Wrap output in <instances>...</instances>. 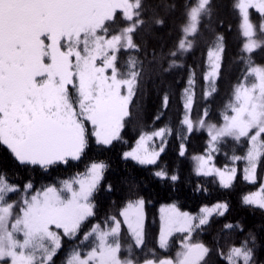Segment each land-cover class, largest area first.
<instances>
[{
  "label": "snow or ice",
  "instance_id": "1",
  "mask_svg": "<svg viewBox=\"0 0 264 264\" xmlns=\"http://www.w3.org/2000/svg\"><path fill=\"white\" fill-rule=\"evenodd\" d=\"M234 7L242 17L239 55L246 69L232 85L220 120L210 121L207 107L198 119L192 118L196 73L189 68L176 128L165 124L142 131L136 147L121 154L123 160L156 167L173 135L177 155L184 157L190 134L206 130L203 151L193 157L195 175L216 177L222 188L231 187L238 170L216 167L213 154L229 140H245L246 152L232 160L246 161L243 179L256 180L257 166L264 160V64H255L250 54L264 48V0H237ZM250 7L261 13L258 28L249 18ZM117 10L122 13L121 24L113 30ZM146 11L144 0H0V152L17 167L43 172L71 161L85 162L74 176L40 188L31 179L11 181L6 169L0 168V264H54L65 241L72 245L65 264H210L214 248L196 237L214 215L226 216L227 201L202 205L198 213L182 211L175 203L161 207L155 243L167 249L174 234H182L174 258H158L154 249L151 259L136 255L148 242L149 201L131 186L118 212L98 215L96 195L102 190L110 193L114 186L105 184L110 165L88 153L93 144L108 150L121 140L136 97L144 90V60L129 57L121 65L119 53L139 52L135 33L163 24L159 17L145 16ZM212 12V0H186L175 44L158 57L155 49L146 53L152 57L149 64L158 66V77L185 67L182 59L195 47L201 28L208 27ZM224 51L223 35L212 33L211 64L203 74L205 102L217 91ZM170 102L165 90L157 121ZM157 139L158 144L149 146ZM153 175L173 183L179 179L166 166L156 167ZM11 195L17 198L10 199ZM241 201L264 211V195L247 194ZM232 229L244 232L242 224L232 221L225 222L221 231ZM216 255L225 264H264L252 231L226 247L217 242Z\"/></svg>",
  "mask_w": 264,
  "mask_h": 264
},
{
  "label": "trees",
  "instance_id": "2",
  "mask_svg": "<svg viewBox=\"0 0 264 264\" xmlns=\"http://www.w3.org/2000/svg\"><path fill=\"white\" fill-rule=\"evenodd\" d=\"M235 2L237 0H212V16L210 20L206 21L208 27L201 28L200 35L196 38L195 47L182 59L185 67L174 68L162 78L157 75L158 66L149 64L152 57L151 55L146 56V53L155 49L158 57L161 51L166 53L175 44L179 36V25L183 19L182 10L186 0H144L145 7L148 9L145 16L159 17L163 19V24L153 26L150 32L145 27L135 33V42L140 46L139 52L121 50L119 53L121 65L129 57L138 56L144 60L146 85H142L144 90L136 97L132 108V118L127 121L122 130L121 140L115 142L108 150H103L93 144L88 157L105 160L110 165L105 184L111 183L114 189L110 193L102 190L96 195L98 215L101 218L106 213L111 214L119 211L128 198L130 186L135 191L142 193L149 201L145 209L148 242L142 252L147 255L150 252L151 258H153V254L150 250L153 249L158 258L173 256L182 236L179 233L174 234L167 249L157 247L155 238L158 231V207L160 205L175 203L181 210L198 213L202 205L227 201L230 207L226 216L221 219L214 215L211 218V223L196 237L214 248L213 254L209 258L210 264H225V261L216 255L217 242L226 247L229 242L243 240L249 231L255 233L258 255L264 259V211L255 206L245 205L241 201L243 194L255 190L260 181H245L241 175L243 160H231L234 155L242 156L245 153L247 149L245 140L240 142L229 140L221 146L219 152L214 153V161L217 165L223 167L231 162L236 164L237 177L231 187L227 189L222 188L215 177L195 175L192 157L203 151L208 140V136L203 130L190 134V139L187 142V155L184 157L177 155L178 141L176 137L174 135L169 137L166 151L162 154L156 167L166 166L170 173L173 171L178 173L179 179L175 183L155 177L153 172L156 167L154 166H142L132 160L121 158V154L132 147L142 131H153L165 124L171 125L173 129L176 128L181 110L180 94L185 87L189 68H194L196 73L194 89L196 102L192 118L198 119L204 107H207L209 120H220V112L229 100L232 85L243 77L246 69V64L242 62L239 55L243 37L240 27L241 17L238 9L234 7ZM249 13L250 20L258 28L261 23V13L254 9H250ZM121 16L122 13L117 10L116 21L111 25L113 30L120 26ZM214 32L220 33L224 37L223 71L218 81L217 91L205 102L203 100V74L209 67L208 45L210 36ZM250 56L255 64H264V48L254 50ZM165 90L171 95V102L163 118L157 121L155 116L158 115L157 109L160 107L161 95ZM88 157H85V160ZM84 166V161H71L68 165H60L51 171L43 172L40 169L17 167L14 162L7 159L3 152H0V168L6 169L9 180L22 183L31 179L36 188L74 176L78 171H82ZM263 172L264 160L259 163L257 180L261 178ZM198 186H202L206 190L196 191ZM16 198V195L10 196V199ZM227 221L239 222L244 226V232L239 233L236 229L222 232V226ZM71 247L72 245L65 241L62 249L54 257V264H65Z\"/></svg>",
  "mask_w": 264,
  "mask_h": 264
},
{
  "label": "rangeland",
  "instance_id": "3",
  "mask_svg": "<svg viewBox=\"0 0 264 264\" xmlns=\"http://www.w3.org/2000/svg\"><path fill=\"white\" fill-rule=\"evenodd\" d=\"M130 2H134V0H130ZM250 9H254L255 11H258V9L257 8H255V7H250L249 8V11H250ZM120 11V10H119ZM259 12V11H258ZM249 15H250V13H249ZM240 17H241V14H240ZM241 23H242V17H241V21H240V26H241ZM211 64V58L208 56V65H210ZM208 70V69H207ZM204 132H206V130H203ZM206 134H207V132H206ZM138 139V138H137ZM137 141V140H136ZM153 143H156V144H158L159 143V140L157 139V140H155V141H149V146H151ZM133 147H136V142L132 145V147L130 148V149H128V150H126V151H129V150H131ZM247 150V149H246ZM246 152V151H245ZM200 154V153H199ZM196 155H198V154H196ZM195 156V155H194ZM193 156V157H194ZM213 156H214V154H213ZM193 157H192V166H193V170H194V172H195V169H196V167H197V162L193 159ZM215 158V157H214ZM232 160V159H231ZM232 161H234V160H232ZM235 161H237V160H235ZM214 163H215V161H214ZM215 165H216V167H219V168H224V166L222 167L221 165H217L216 163H215ZM229 167H235L236 169H237V167H236V164H233L232 162L230 163V164H227ZM247 165H246V161H242V166H241V175H242V177H243V175H244V169H245V167H246ZM258 167H259V164H258V166H257V169H258ZM262 175H261V178L260 179H258L257 180V176H256V180L255 181H251V182H258V181H260L259 182V184H258V186L256 187V189L255 190H253L252 192H248V193H245V194H243V196H245V195H247V194H256L258 197L259 196H261V195H264V191H262L261 190V185L262 184H264V172L263 173H261ZM216 178V177H215ZM217 180H218V178H216ZM249 182V181H248ZM242 196V197H243ZM221 202V201H220ZM217 203V202H216ZM213 204H215V203H213ZM213 204H210L209 206H211V205H213ZM164 205H168V204H162V205H160L159 207H158V231H157V234H158V232H159V227H160V217H161V207L162 206H164ZM182 211H185V210H182ZM188 212V211H187ZM199 212V211H198ZM179 250V244H178V248H177V251ZM177 251L174 253V255L173 256H168V257H172V258H174V257H176V254H177ZM150 253V252H149ZM149 253H148V255L145 253H143V252H136V255L138 256V257H140L141 258V260L142 259H144V258H149V259H151V257L149 256ZM126 254V253H125ZM149 256V257H148ZM163 258V257H162Z\"/></svg>",
  "mask_w": 264,
  "mask_h": 264
}]
</instances>
